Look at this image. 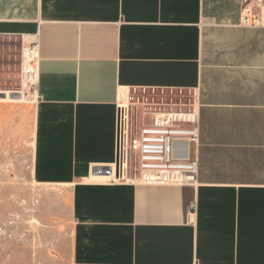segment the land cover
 <instances>
[{
  "label": "crops",
  "instance_id": "0c3cea01",
  "mask_svg": "<svg viewBox=\"0 0 264 264\" xmlns=\"http://www.w3.org/2000/svg\"><path fill=\"white\" fill-rule=\"evenodd\" d=\"M165 93L196 105V184L111 181L118 107ZM20 160L67 200V264H264V5L0 0V166Z\"/></svg>",
  "mask_w": 264,
  "mask_h": 264
},
{
  "label": "built area",
  "instance_id": "2783aa9c",
  "mask_svg": "<svg viewBox=\"0 0 264 264\" xmlns=\"http://www.w3.org/2000/svg\"><path fill=\"white\" fill-rule=\"evenodd\" d=\"M256 1L264 5V0ZM37 62L35 46L22 48L23 75H36ZM156 98H171V102L165 103L164 99L153 102ZM173 98H178V102H173ZM136 107H141L140 121H137ZM197 125L196 105L187 101L184 94L165 93L153 96L150 102L120 104L116 115V163L111 181L195 185L197 164L187 157L185 142L196 138Z\"/></svg>",
  "mask_w": 264,
  "mask_h": 264
},
{
  "label": "rangeland",
  "instance_id": "374dc122",
  "mask_svg": "<svg viewBox=\"0 0 264 264\" xmlns=\"http://www.w3.org/2000/svg\"><path fill=\"white\" fill-rule=\"evenodd\" d=\"M17 86L2 84L6 91ZM141 95L140 102L153 97ZM70 230L69 208L60 190L33 182L27 160H20L12 172L5 163L0 166V264H67Z\"/></svg>",
  "mask_w": 264,
  "mask_h": 264
},
{
  "label": "water",
  "instance_id": "95a60500",
  "mask_svg": "<svg viewBox=\"0 0 264 264\" xmlns=\"http://www.w3.org/2000/svg\"><path fill=\"white\" fill-rule=\"evenodd\" d=\"M107 173H110V170H107Z\"/></svg>",
  "mask_w": 264,
  "mask_h": 264
}]
</instances>
